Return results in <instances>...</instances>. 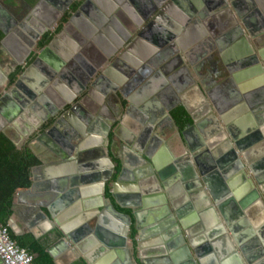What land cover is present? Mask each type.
I'll list each match as a JSON object with an SVG mask.
<instances>
[{
	"label": "water",
	"instance_id": "water-1",
	"mask_svg": "<svg viewBox=\"0 0 264 264\" xmlns=\"http://www.w3.org/2000/svg\"><path fill=\"white\" fill-rule=\"evenodd\" d=\"M74 1L81 0H70L68 6L64 9V11L68 10L67 16L70 15L68 22L71 21L74 16L73 7L70 8ZM170 1L171 0H106L111 9L120 8L125 10L126 8H131L130 3L132 5L138 2H140V4L142 3L143 6L148 8L146 13H141L144 17V27H142L141 31H134L126 36L123 35V41L120 40L122 37L121 34L117 35L118 37H113L112 43L107 40L105 43L99 44L96 37L92 38L91 41L98 46V49L96 48L98 58L97 61L95 60L96 62L94 61L93 63L80 54L81 49L78 44L81 43L80 41L87 42L89 37H93L95 33L93 32L85 36L82 33L83 35L80 34L79 37H76L75 34L73 35L75 40L79 38L80 41H69V48L62 54V58L59 62L62 66L66 65L72 67V65H74L71 70L74 72L73 75H75V77L73 76V78L71 77L72 80H68L64 77L63 72L58 73L50 70L51 68H46L47 70L43 71L44 76L42 85L51 82L64 95V101L59 105V108L56 107L51 109V114L47 116L45 114L43 117L45 128L42 130L41 134H52V132H55L60 126V123L65 120V117L74 113V118L70 120L71 125H65L63 134L58 132L57 135L59 139L54 138V151L57 157L69 159H75L77 157L79 159L91 153L88 148H82L80 145L83 138L85 139V136H87L86 133L93 132L94 127L97 129L100 128L101 124H103L107 132L106 137L110 140V144H115V138L118 137L122 141V144L130 145V142L122 138L118 132L119 126L122 124L127 125L130 127L131 131H133V134L136 133L138 135L137 141L134 144L132 143L131 146L143 152V155H140V157L138 154L137 156L135 154V165L137 168L140 167L139 164L141 163L145 166H143L144 168L141 170H137L131 182L135 185L139 183L141 186H144L141 192L145 194H157V197L153 200L156 203L165 202V199L160 198L161 195L158 196L159 193H163L162 189H164L165 195H167L172 203L174 215L176 217L175 223L168 227V232L171 235L169 237H172V239L165 243H162V240H158L150 246L152 247L151 251L155 253L156 257L159 258V260L165 261L166 264H170L169 260L172 259L171 256H173V260L175 261L176 254L182 259L183 264H264V200L256 189L251 191L249 186H247V191H237L232 188L234 184L233 177L239 173L242 174L246 166L255 173V178L262 186V189L264 187V15L256 11V0H250L252 5L250 10L244 8L247 0H205L209 8L206 15L209 14V16L218 15L219 13L224 14L225 12L222 11L223 9H227L229 5L235 7L236 3L238 4L236 7L237 18L234 20V27L228 30V32L222 33L220 37L217 38V40H222L226 45L233 40H237L233 44H230L226 51L222 49L223 51L221 50L220 56L224 61L234 60V65H236L238 69L236 73L231 70L229 73L230 75L223 79L225 82H231V86H229L230 89L225 95L226 98L224 99V103L219 104L217 101H214L216 99H214L213 96L211 97L217 114L214 113L211 105L207 103V108H209L211 115L214 117L213 127H210V129L207 127L208 134L205 133L203 137L197 140L195 146L190 148L189 154H192L196 168L193 166L190 157H186L184 170L179 169V167L177 170L175 166L170 164H158L154 152H151L154 150H150L149 152L145 151L140 147L139 143L140 141L142 142L143 138L150 137V126L163 118L170 119L176 126V119L185 124L187 129L185 128L186 130L183 129L182 131L184 137L188 129L198 126L196 123L198 120L196 118L197 116L187 108L182 111L176 104L163 106L162 104L160 105L159 101H156L155 94L158 93V96L161 94L162 90H164L162 87L168 83L166 76L169 72L167 71L171 70L172 67H165L168 69L164 74L157 71L152 73L153 77L158 76L162 79L158 87L146 90V88L144 89L142 86L143 89H140L141 91L139 94L141 93V98L140 101L138 100V104H141L143 119L139 124L133 120L130 121L127 116L124 115V109L120 111L121 113L117 120L108 119L103 121L105 118L101 112L96 110V105H94V108H91L85 104L88 96L92 94L97 87L101 86V83L104 84L103 94L108 95V93L111 92L114 97L121 99V95L124 96V94L120 86L127 84V82L124 81V77H129V72L132 71V67L138 68L141 66L147 68L148 64L152 68L158 62H163V60L167 63L170 57V54L167 52L169 50L171 51L173 47L175 51L172 50V54L179 51L177 48L178 45L176 47L175 40L177 36L162 23H160L159 28L155 32L147 36V32L149 31L147 27L150 23H153V20H159L160 13L165 11L163 6L164 3ZM23 2L31 9L30 13L35 14L39 7L47 5L46 0L33 1L32 3L23 0ZM86 2H88V0H84L82 4L84 5ZM242 5H244V7H242ZM135 7V11L139 10L136 4ZM93 8L99 14L106 13L103 9L104 5L101 3L97 5L94 4ZM78 10L79 8L77 11ZM252 10L253 12L255 10V16L252 14ZM188 11L189 16L192 18L197 17V14L192 9ZM181 13L183 18L177 17V19H181V22H184L187 16L184 15L183 11ZM112 14H114V12H108V15L112 16ZM251 15L256 17V27H254V29L248 26V21H251ZM52 23L54 22H45V32L53 33V30H51ZM61 26L63 28V34L69 31V27H67L66 24L65 26L61 24ZM243 27L247 28L250 38L245 34ZM1 31L4 36L0 40V52L3 51V48L7 45V39L14 35V33L4 29H1ZM100 35L101 33H99L98 36ZM109 36L111 38V35ZM103 37L106 39V36ZM141 37H147L152 42L154 47H152L151 51L155 50V47L161 50H159L157 54L154 53L152 56L148 54L143 56H137V54L134 53L131 54V49L128 46L130 45L129 42H132V38L136 41ZM56 39V36H52L50 41L41 49L31 48L23 60L11 52L13 55L12 58L16 61L9 72V74H13L14 78L12 79L14 80V85L11 87V92H1L0 104L5 97H9V95L14 92L15 87L21 84L29 71L38 67L45 53L50 51V48L54 46ZM119 41H121V44ZM116 43L119 44V46H117ZM124 54H126V56H124ZM177 55L180 58L181 67H184V57H187V54L184 53L182 55V53L178 52ZM170 59H172V57ZM29 61H31L30 64H28ZM189 62L192 66L194 65L191 60H189ZM58 67L59 66H56V69H58ZM235 77L240 80L238 85L232 84V80H234ZM75 78L77 82L73 83L76 81ZM138 84L140 85L141 83ZM222 85L224 84H220L219 87L221 88ZM175 91L179 93L178 90ZM218 91L219 90H217V92ZM19 95L20 96L13 102L15 112L16 110H23V107L26 105L34 106L33 103H31L35 100L33 92L25 96L29 99L27 101H24V98L22 100L23 95L21 93H19ZM102 99L103 98L100 96L98 102H102ZM176 107L177 109H175ZM8 116V112L0 107V120H4L8 118ZM1 131L3 130L0 129V132ZM153 138L156 144H161L160 139L154 136ZM211 142L216 143L219 147H214L209 151L208 143ZM202 150H207L205 154L207 161L206 165H201L199 162V157L203 154ZM186 155L188 154L186 153ZM106 158L110 168V176L105 179V183L103 182V189L109 184V191L115 197L116 189L119 183L124 179L123 176L127 164L124 162L123 157L113 160L110 156L106 155ZM180 174H182L183 177L193 178L191 186L182 188L180 185L182 183H177L176 179L179 178ZM212 180L214 181V188L212 187ZM194 190L205 196L209 211L212 212L214 216L211 222L197 220L194 223H189L188 219L182 216L180 207L182 206L181 204L187 202L186 193ZM215 190L221 191L222 196ZM18 193L19 190L17 191V194ZM224 195L228 196V198L226 200H220ZM109 208L115 214L125 216L124 221L127 224L124 230H115L119 234L118 237H115L122 240V235L126 233L132 234V232L135 231L134 227H131L132 215L130 213L119 212L115 209L112 202ZM232 209L236 212L231 215L230 211ZM260 211L261 218L259 220H254V228H248L249 213L257 212L256 215L258 216V212ZM133 215L137 217L138 213L134 212ZM9 227L15 234L17 233L15 225L12 222H9ZM242 227H246L243 234L250 233L252 235H257V237L255 236L253 244L248 245L244 242L243 234L239 232ZM136 230L138 236H140V230L138 228ZM95 235L100 241L109 245V243L98 234L97 230H95ZM60 240L61 239L58 238L57 241ZM131 243L132 245L134 243V248L136 250L139 248L136 252V256L139 255V258H142L140 252L142 243L137 241L136 236H132ZM113 244L114 246L121 247V249L124 246L122 243L120 244V242H115ZM112 246L113 245H111V247ZM48 251H51V247L48 248ZM55 262L57 264H67L66 262H62L61 259L56 258V255ZM150 262L151 261L148 260H142L143 264H150Z\"/></svg>",
	"mask_w": 264,
	"mask_h": 264
},
{
	"label": "crops",
	"instance_id": "crops-1",
	"mask_svg": "<svg viewBox=\"0 0 264 264\" xmlns=\"http://www.w3.org/2000/svg\"><path fill=\"white\" fill-rule=\"evenodd\" d=\"M256 11L264 15V0H256ZM234 16L237 18L236 13ZM254 16H250V19L253 21L252 24L248 21V26L251 29L256 27V17ZM163 18H160V22ZM232 26H234V22L223 33L228 32ZM243 28L245 34L250 38L247 28ZM147 36H149L148 33ZM60 40L64 41L66 47H69L67 42H75L72 33L69 31H66L64 38L60 37ZM135 42L137 43V47H134V53L137 56L146 54L152 56L161 50L155 47V50L151 51L154 46L147 37H141ZM15 43H17L15 38L7 41V47L4 48L5 52L10 53V49H13L12 45ZM233 43L225 44L226 47L223 50L226 51L227 47ZM95 47L97 48L98 46L95 45ZM95 47L82 48L80 54L88 61L94 62L98 58V48L96 49ZM51 51L56 53L55 49H51ZM49 52L45 53L38 67L29 71L21 84L16 86V90L14 89V92L8 97L9 106L13 110V102L20 96L19 93L27 96L28 93L33 92L35 95V100L31 102L34 106L26 105L23 107V110H16L17 113L14 111L3 131L12 137L18 148H27L38 160V163L31 168L29 186L19 189L18 194L17 190L14 195L13 214L9 222L15 225L17 233L12 232L16 236H25L45 243L47 251L51 247V251L48 252L54 262L56 255V258L61 259L62 262H66L67 264H143V259L151 261L150 264H166L165 261L159 260L156 257L155 253L151 251L152 247L150 246L158 240H162V243H165L172 239V237H169L171 235L168 232V227L175 223L176 217L172 203L167 195H165L164 189H162L163 193H159L158 196L161 195L160 198L165 199V202L156 203L153 200H155L157 194H145L141 192L144 186H141L139 183L135 185L131 182L137 170L145 167L143 163L139 164L140 167L138 168L135 165V154L136 156L138 154L139 157L143 155L142 151H138L131 146L132 143L134 144L137 141L138 135L136 133L133 134V131L125 127L120 135L122 138L127 139L130 145L122 144L120 139H118L115 145H111L110 140L106 137L107 132L103 124H101L100 128L94 127L93 132L86 133L87 136H85V139L83 138L80 144L82 148H88L91 153L79 159L77 157L69 159L56 156L54 138H56L58 132L63 134L65 125H71L70 120L73 113L65 117V120L60 123V126L52 134H41L45 128V124H43L45 114L46 116L51 114L50 110L56 107L59 108V105L64 101V95L51 82L42 85L43 71L51 67L47 64V58L51 55H49ZM196 52L197 55L194 58L195 60H199V57L201 58L202 56V51L197 50ZM184 60L185 66H180L181 71H172L171 69L168 73L172 75L169 85L173 84L176 87H182L183 94L177 93L174 87L171 91L167 90L168 94L165 92L162 98L167 103L172 101L179 109L187 108L190 110L197 116L196 118L201 122L200 125L197 123L198 126L188 129L184 137L182 131L186 128L185 124H178L179 120L176 119V126L170 119L163 118L150 126V137L143 138L142 142H139L140 147L145 151L154 150L151 152H154L158 164H170L175 166L177 170L178 167L184 170L186 157H190L193 166L196 168L195 160L192 154H189L190 148L194 147L197 140L203 137L205 133L208 134V126L205 125L207 124V119L211 117L214 119L206 105L212 100L205 96V86L200 83V74L204 71L199 69L200 74L198 76L189 64V58L184 57ZM234 62V60H227V65L234 66L233 72L236 73L238 67L233 65ZM57 70L58 73L63 72L64 77L68 80H72L73 76L75 77L73 75L74 72L66 65H60ZM190 78L191 81H197L195 90L188 85ZM239 81L235 77L232 80V84L238 85ZM76 82L77 79L73 83ZM220 84L224 85L220 88ZM230 84L231 82H225V80H221L217 84V88L219 87V91L216 93L217 103H224L225 95L230 89ZM123 87L125 85L120 86V88ZM103 88L104 84L101 83V86L94 91V94L88 96L85 104L91 108H94V105H96V110L101 112L105 118L103 121L111 119L115 115V112H117V108L119 111H122V108L126 109L130 106V110L126 114L127 118L130 121L138 122V109L132 105L133 103L129 97H120V103L111 92L108 95L103 94ZM133 93V90H130L128 94ZM100 96L103 98V101L99 103L98 98ZM115 103H117V106H115ZM163 103L161 99L160 105H163ZM213 111L217 114L215 107ZM153 136L160 139L161 144H156ZM121 145L123 146L122 148H120ZM208 146L209 151L214 147H219L216 143L212 142L208 143ZM206 151L202 150L203 154L199 157L201 165L207 164ZM106 155L110 156L113 160L123 156L124 162L127 164L125 166L124 179L119 183L115 197L109 191V184L103 189L105 179L110 176V168L107 164ZM254 174L246 166L242 174L239 173L233 177L234 184L231 187L234 188L233 190L247 191V186H249L251 191L256 189L264 200V187L262 189ZM176 181L177 183H182L180 185L182 188H185V186H191L193 178L183 177L180 174ZM211 182L213 187L214 181L212 180ZM215 191L222 196L221 191ZM186 194L187 202L181 204L182 206L180 207L182 216L188 219L189 223H194L197 220L211 222L214 216L209 211L205 196L195 190ZM227 198L228 196L224 195L220 200H226ZM111 202L119 212L130 213L132 215L131 227H134L136 231L135 236L137 237V241L142 243L140 247L142 258H139V255L136 256L139 248L136 250L134 243L132 245L131 233L122 235V240L115 237L119 235L115 230H124L127 224L124 221L125 216H119L109 208ZM215 209L217 211L216 206ZM134 212L138 213L137 217L133 215ZM234 212L236 211L232 209L230 211L231 215ZM249 214L248 228L253 229L254 220L261 218V211L258 212V216L256 215L257 212ZM137 228L140 230V236H138ZM95 230L109 245H106L97 238ZM245 230L246 227H242L239 232L243 234ZM255 236L257 237V235L244 233V242L248 245L253 244ZM58 238L61 240L57 241ZM115 242L122 243L124 245L123 248L114 246L113 243ZM111 245L113 246L111 247ZM171 258L169 260L170 264H183L178 254L175 255V261L173 260V256ZM55 264L57 263L55 262Z\"/></svg>",
	"mask_w": 264,
	"mask_h": 264
},
{
	"label": "flooded vegetation",
	"instance_id": "flooded-vegetation-1",
	"mask_svg": "<svg viewBox=\"0 0 264 264\" xmlns=\"http://www.w3.org/2000/svg\"><path fill=\"white\" fill-rule=\"evenodd\" d=\"M27 1L32 3L33 1L37 2L38 0H27ZM46 2L47 5H42L41 7H39L36 10V14H35V13H30L31 9L23 2V0H0V33H1L0 40L4 36L1 29L14 33V35L12 37H9L7 41H9L11 38H15L17 40V43L12 45L13 49L10 50L12 53L16 54L19 58L23 60V58L27 55V53L29 52V50H31V48L41 49L50 41L52 36H56L57 38L56 42L54 46L50 48L49 55L50 54L51 55L49 56V58H47L48 59L47 64L51 66L50 70L56 72L58 71L56 69V66H60L59 60H61L62 54H64L65 50L69 48L66 47V45L64 44L63 41L64 39L59 41L60 37L64 38V34L62 32L63 28L61 24H64V26L66 24L67 27H69V32H71L72 35L75 34L76 37H79L80 34L81 35L84 34L85 36L93 32L95 33L93 37H89L87 42L80 41L79 38H76L77 42L78 41L81 42V43L79 42L80 44L78 45L82 50V48L85 49L86 47H90V46L95 47L96 43L94 44V42L91 41V39L94 37H96V40L99 42V44H101V43H105L107 40L111 41L113 37H118L117 35L119 34H121L122 36V37L120 36L121 39L120 38L119 39L123 41L124 36L130 35L134 31H141L142 27H144L143 25L144 17L142 16L141 13H146L148 11V8L146 6H143L142 3L140 4V2L135 3L139 10L135 11L136 10L135 4L132 5L130 3L131 8H126V10H124L126 12H123L124 13L123 14L121 12L119 13L120 8L111 9L108 6L106 0H88V2H86L84 5L82 4L84 0H81V1H74L71 4L70 8L73 7L74 16L71 19V21L68 22V18L70 15L67 16L68 10L64 11V9L68 6L70 0H46ZM96 3L103 4L104 5L103 9L104 11H106V13H101V14L97 13L93 8L94 4L97 5ZM207 5L208 4L205 2V0H175V1L171 0L170 2L167 3L165 2L163 5L165 11L161 12L159 15L160 18L161 17L164 18L161 20V22L159 17H158L159 20L157 19L153 20V23H150L149 26L147 27V30H149L147 33L148 35H150L152 32H155L159 28L160 23H162L167 29H169L172 33H174L177 36L175 40H176V47L178 45L177 47L179 50L178 52L182 53V55L184 53L187 54V57L185 58H189L192 64H194L192 66L188 60L189 64L193 67L194 72H196L198 76L200 74L199 69L204 71L202 74H200L201 75L200 83L206 87V88L204 87L205 96L210 98V100H212L211 99L212 96L214 99H216V93L218 90L217 84L224 78L228 77L230 75L229 73L231 70L232 71L234 70L233 69L234 66H228L227 61H224V59H222V57L220 56L221 50L224 49L226 46L225 43L222 42V40H217V38L220 37L221 33H223L224 30L234 22L235 20L234 15L236 13V7L238 4L236 3L235 7L230 5L228 6L229 8L227 7V9L226 8L223 9L222 11L225 12L224 14L219 13L218 15L216 14L211 16L207 14L209 17L206 15V12L209 9ZM242 7H244V5H242ZM251 7L252 5L250 0H247L244 8L246 10H250ZM78 8L79 10L77 11ZM190 9H192L197 14V17L192 18L191 16L188 15L189 12L188 10ZM114 11L118 12L119 14H112V16L108 15V12L112 13ZM182 11L184 12V15L187 16L186 19H184V22L183 21L181 22V19L180 20L177 19V17L183 18V15L181 13ZM252 14L255 15V11ZM45 22H54L52 23V27H51L52 28L51 30H53L52 34L51 32H45L46 29ZM250 23L252 24L253 21L251 20ZM233 27L234 26H232V28ZM99 33H101L102 36L101 35L98 36ZM109 35H111L110 38L111 40L109 39L110 37ZM103 36H106V39ZM133 39L134 38H132L131 40L132 42H129L130 45H128L129 48L131 49V54L134 53V47H137V43ZM235 41L237 40H233L231 41V43ZM120 42L121 41H119V43ZM67 44L70 43L67 42ZM116 45L119 46V44L117 43ZM4 48L3 51L0 52V94L2 91L11 92L12 91L11 87L14 85V80L12 79L13 74L11 73L9 74V72L15 65L16 61L12 58L13 57L12 53L11 52L6 53ZM51 49H55L56 53L52 52ZM174 49L175 48L173 47L171 51L169 50L167 52L170 54L167 63L166 61L163 60V62L162 61L158 62L152 68L148 64H147V68L141 66H139L138 68L132 67L131 68L132 71L129 72V77L128 78L124 77V81H126L127 84L125 85V87L122 88L124 96L123 95L121 96L122 98L129 97L130 101L133 103L132 105L137 107L136 109H138V116H139L138 124L143 119L142 117L143 110L141 104L140 105L138 104V100L140 101L141 98L140 97L141 93L139 94V92L141 91L140 89H143L142 88L143 86L144 89L146 88V90L149 89L151 90V88L153 87H158V84L162 82L161 78H159L158 76L153 77L152 73L153 72L155 73V71H157L159 73L164 74L168 69L165 67H172V71L175 70H178V72L181 71L180 66L182 64H180L179 61L180 58L177 55L178 52L172 54V50L175 51ZM197 50L202 51V56L201 58L199 57V60H195L194 58L197 55L196 52ZM124 56H126V54H124ZM171 57L172 59H170ZM30 63L31 61L28 62V64ZM72 67H74V65H72ZM167 72H170V70H168ZM6 74H7V78H6ZM171 77H172L171 73L167 74L166 78L168 83L162 87L164 90H162L161 94L158 96H157L158 93L155 94L156 101L161 102L162 99V102H164L163 103L164 106H170L174 104L172 101L167 103L162 98L167 90L171 91L174 89V87H176L173 84H170L172 87L169 85V82L171 81ZM138 83L141 84L139 85ZM188 83L187 84L190 85L191 88H194L193 90L196 89L197 81L195 80L191 81L190 78ZM130 90H133L134 93L128 94L130 93ZM175 90H178L179 94H183L182 87H176ZM92 94H94V92ZM23 98L24 101L29 100L28 97L23 96L22 100ZM117 99L118 102L121 103V99L119 98ZM8 100L9 99L7 96L1 101L0 104V106L3 107V109L6 110L9 115L8 116L9 119L6 118L4 120L2 119L0 120L1 130H4V128H6L7 123L11 119L12 116L11 114H13V112L15 111V109L12 110L11 107L9 106ZM212 102L213 100L210 102L211 104L208 103V105L210 104L212 109L214 110ZM115 104H116L115 106H117V103ZM175 109H177V107ZM124 110H125L124 115L127 116L126 114H128L130 110V106H128L126 109L124 108ZM116 111L117 112H115V115L111 117V120H117L119 118V114L121 112L119 111L118 108ZM74 116L75 115L73 113L71 118H74ZM211 118L210 119L208 118L206 121L207 124H205L208 126L209 129L210 127H213L214 119ZM180 123L182 122L178 121V124ZM196 123L200 124L201 122L197 120ZM153 124L156 123L154 122ZM125 127L128 126L125 124L119 126L118 129L119 134L123 132V128ZM128 128L130 129V127ZM56 138H58V135L56 136ZM118 139H119L118 137L115 138L116 143ZM115 144L111 143V145H115ZM122 147L123 146L121 145L120 148Z\"/></svg>",
	"mask_w": 264,
	"mask_h": 264
},
{
	"label": "trees",
	"instance_id": "trees-1",
	"mask_svg": "<svg viewBox=\"0 0 264 264\" xmlns=\"http://www.w3.org/2000/svg\"><path fill=\"white\" fill-rule=\"evenodd\" d=\"M1 38V33H0ZM183 111V109H182ZM37 158L27 149L18 148L12 137L0 132V222L9 226L13 214V199L17 190L30 184L29 175ZM11 237L34 255L33 264H55L47 245L29 237L16 236L9 227ZM135 236V231L132 232Z\"/></svg>",
	"mask_w": 264,
	"mask_h": 264
},
{
	"label": "built area",
	"instance_id": "built-area-1",
	"mask_svg": "<svg viewBox=\"0 0 264 264\" xmlns=\"http://www.w3.org/2000/svg\"><path fill=\"white\" fill-rule=\"evenodd\" d=\"M34 255L18 244L9 226L0 222V264H33Z\"/></svg>",
	"mask_w": 264,
	"mask_h": 264
},
{
	"label": "bare ground",
	"instance_id": "bare-ground-1",
	"mask_svg": "<svg viewBox=\"0 0 264 264\" xmlns=\"http://www.w3.org/2000/svg\"><path fill=\"white\" fill-rule=\"evenodd\" d=\"M229 6H230V5H229ZM230 8H231V7H230ZM125 10H126V9H125ZM120 12L123 13V12H126V11H124L123 9H120V10H119V13H120ZM119 13L116 12V11H114V14H119ZM123 14H124V13H123ZM91 63H93V62H91ZM108 80H109V79H108Z\"/></svg>",
	"mask_w": 264,
	"mask_h": 264
}]
</instances>
